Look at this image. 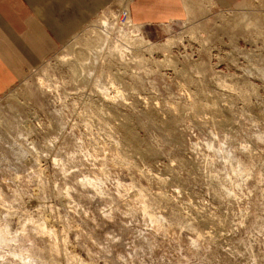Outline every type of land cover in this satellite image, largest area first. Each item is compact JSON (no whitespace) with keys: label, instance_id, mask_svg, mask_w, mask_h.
Instances as JSON below:
<instances>
[{"label":"rangeland","instance_id":"1","mask_svg":"<svg viewBox=\"0 0 264 264\" xmlns=\"http://www.w3.org/2000/svg\"><path fill=\"white\" fill-rule=\"evenodd\" d=\"M119 1L0 89V264H264V0Z\"/></svg>","mask_w":264,"mask_h":264},{"label":"crops","instance_id":"2","mask_svg":"<svg viewBox=\"0 0 264 264\" xmlns=\"http://www.w3.org/2000/svg\"><path fill=\"white\" fill-rule=\"evenodd\" d=\"M115 1L0 0V89L12 85ZM186 7L180 0H134L130 17H178Z\"/></svg>","mask_w":264,"mask_h":264},{"label":"built area","instance_id":"3","mask_svg":"<svg viewBox=\"0 0 264 264\" xmlns=\"http://www.w3.org/2000/svg\"><path fill=\"white\" fill-rule=\"evenodd\" d=\"M133 0H121V11L117 13V17H124V20L127 21L130 17V5Z\"/></svg>","mask_w":264,"mask_h":264},{"label":"bare ground","instance_id":"4","mask_svg":"<svg viewBox=\"0 0 264 264\" xmlns=\"http://www.w3.org/2000/svg\"><path fill=\"white\" fill-rule=\"evenodd\" d=\"M121 3V0L119 1V4ZM187 4H188V7L190 8V4H189V2H187ZM120 11V10H119ZM252 15V14H251ZM242 16V18H244V20L246 21V22H250L251 20H252V18L253 17H250V14H248V13H244V15H241ZM253 16V15H252ZM114 17H116V15H114ZM116 21H117V19H116ZM119 21V20H118ZM125 21V20H124ZM120 22V21H119ZM129 23V20H127V22L125 23V24H128ZM120 24H122L123 25V23H121L120 22ZM121 25V26H122ZM90 26V25H89Z\"/></svg>","mask_w":264,"mask_h":264}]
</instances>
